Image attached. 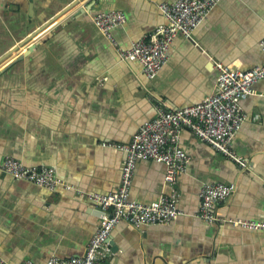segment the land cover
Masks as SVG:
<instances>
[{
    "label": "crops",
    "instance_id": "1",
    "mask_svg": "<svg viewBox=\"0 0 264 264\" xmlns=\"http://www.w3.org/2000/svg\"><path fill=\"white\" fill-rule=\"evenodd\" d=\"M176 0H0V259L46 264L84 256L100 226L87 198L116 191L125 155L102 143L128 144L155 118L158 106L177 111L216 90V64L248 71L264 64V0H220L191 39L178 35L166 64L147 78L137 61H121L94 25L97 13L125 15L113 36L122 50L167 24L159 5ZM27 52V53H26ZM26 53V54H25ZM246 119L231 140L242 168L180 133L189 158L176 178L177 210L169 223L135 229L120 222L110 234L107 264H264V231L231 221L264 222V79L240 104ZM5 157L52 168L68 189L49 191L1 170ZM165 167L137 162L129 197L150 205L166 196ZM231 186L213 211L198 218L205 184Z\"/></svg>",
    "mask_w": 264,
    "mask_h": 264
},
{
    "label": "built area",
    "instance_id": "2",
    "mask_svg": "<svg viewBox=\"0 0 264 264\" xmlns=\"http://www.w3.org/2000/svg\"><path fill=\"white\" fill-rule=\"evenodd\" d=\"M220 0H176L162 3L159 10L167 24L132 44L129 50L119 48L113 36L115 28L122 25L125 15L119 11L97 13L92 21L101 35L117 52L121 61H137L144 75L153 79L166 64L168 51L174 39L181 35L191 39L194 30L203 22ZM264 53V38L259 43ZM217 78L214 94L201 103L182 110H167L158 106L154 119L143 123L128 144L102 143L103 147L115 148L124 153L120 183L116 191L92 194L87 198L98 206L100 226L90 238L82 257L62 260L51 257L46 264H107L110 255V234L120 222L135 229L165 224L180 215L177 210L178 191L176 178L186 172L189 158L179 146L180 133L191 131L200 141L209 145L223 157L233 160L242 168L245 163L232 151L231 140L246 119L241 102L252 95L253 86L264 79V64L248 71L234 70L216 64ZM153 161L164 165V182L170 188L166 196L154 204L146 205L129 197L133 172L137 162ZM1 170L12 178L54 191L58 187L68 189L54 170L48 167H27L20 161L5 157ZM233 188L221 183L205 184L200 188L198 218L206 223L215 222L213 211L225 202ZM231 225L247 230L264 231V222L231 221ZM0 264L4 261L0 259ZM24 264H35L27 260Z\"/></svg>",
    "mask_w": 264,
    "mask_h": 264
},
{
    "label": "water",
    "instance_id": "3",
    "mask_svg": "<svg viewBox=\"0 0 264 264\" xmlns=\"http://www.w3.org/2000/svg\"><path fill=\"white\" fill-rule=\"evenodd\" d=\"M34 37H35V36L33 35V36H31L30 38H28V40H26V41H24L22 44H20L17 48H15V49L13 50V52H11V53L8 54L7 56H5V57L0 61V63L3 62L4 60H6V58H9L11 55L17 53V52L19 51V48H20V47H22V46H24L25 44H27V43H28L30 40H32ZM26 53H27V52H26ZM26 53H25V54H26ZM110 244H111V243H110Z\"/></svg>",
    "mask_w": 264,
    "mask_h": 264
}]
</instances>
